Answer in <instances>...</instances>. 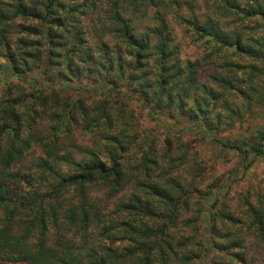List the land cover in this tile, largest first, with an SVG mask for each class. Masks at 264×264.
<instances>
[{"label": "trees", "instance_id": "16d2710c", "mask_svg": "<svg viewBox=\"0 0 264 264\" xmlns=\"http://www.w3.org/2000/svg\"><path fill=\"white\" fill-rule=\"evenodd\" d=\"M256 107L264 0H0V264L244 262L218 223L239 215L178 174L175 137L159 145L141 113L216 135ZM221 142L264 158V125ZM246 215L264 243V204Z\"/></svg>", "mask_w": 264, "mask_h": 264}, {"label": "rangeland", "instance_id": "374dc122", "mask_svg": "<svg viewBox=\"0 0 264 264\" xmlns=\"http://www.w3.org/2000/svg\"><path fill=\"white\" fill-rule=\"evenodd\" d=\"M181 40L185 57L195 59L201 55L196 42L190 41L187 37ZM240 61L248 63L251 60L244 58ZM244 70H241V74ZM219 73L221 70L217 69L215 64L203 62L198 74L199 81L211 84V76ZM246 117V121L235 123L233 128L222 126L216 135L200 130L188 121L177 124L170 119L155 120L145 110L141 113V123L146 134L152 136L157 134L159 145L163 146L167 137H175L173 150L169 154L175 158L178 174L190 181L196 179L203 188L217 185L215 191L220 201L226 202L221 209L239 215L241 223H237L236 226L233 224L225 226L223 225L225 220L218 217V223L223 230L234 229L239 236L246 238L248 244L244 262H239L231 256H224L226 261L231 264H264V243L255 238L253 229L249 228L250 219L246 215L251 205L259 207L264 204V158L257 156L252 150L242 153L221 142L226 139L240 140L245 135L250 137L252 132L264 125V107H256L254 114L247 113ZM215 137L220 140L217 141ZM164 162L169 167V163L165 160ZM220 206L211 209V204L206 205L209 212L211 210L214 213ZM203 227H205L204 223ZM197 264H214V262L199 259Z\"/></svg>", "mask_w": 264, "mask_h": 264}]
</instances>
